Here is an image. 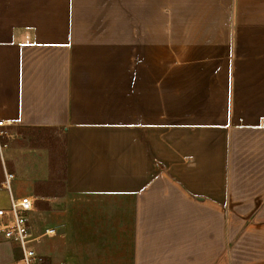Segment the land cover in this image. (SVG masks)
I'll return each instance as SVG.
<instances>
[{
    "label": "crops",
    "instance_id": "1",
    "mask_svg": "<svg viewBox=\"0 0 264 264\" xmlns=\"http://www.w3.org/2000/svg\"><path fill=\"white\" fill-rule=\"evenodd\" d=\"M1 120L42 260L264 264V0H0Z\"/></svg>",
    "mask_w": 264,
    "mask_h": 264
},
{
    "label": "built area",
    "instance_id": "2",
    "mask_svg": "<svg viewBox=\"0 0 264 264\" xmlns=\"http://www.w3.org/2000/svg\"><path fill=\"white\" fill-rule=\"evenodd\" d=\"M10 123L0 121V148L7 147V143L2 139L9 135L6 128ZM15 175L6 171L4 186L12 191L11 181ZM12 193V192H11ZM34 209V201L31 196L15 197L11 194L10 207L7 209L0 208V231L4 237L10 241L17 243L22 250L21 264H55L42 260L34 246L36 239L31 233V225L29 214ZM54 229L46 230V234L51 235ZM64 264V263H61Z\"/></svg>",
    "mask_w": 264,
    "mask_h": 264
},
{
    "label": "rangeland",
    "instance_id": "3",
    "mask_svg": "<svg viewBox=\"0 0 264 264\" xmlns=\"http://www.w3.org/2000/svg\"><path fill=\"white\" fill-rule=\"evenodd\" d=\"M56 133L57 131L50 129H22L20 136L17 137L9 131V135L4 137L2 141L7 143V147H10L11 144H20L27 150H32L33 146L50 147L53 154L55 152L56 162L59 165L62 157V138L58 136L59 133Z\"/></svg>",
    "mask_w": 264,
    "mask_h": 264
}]
</instances>
